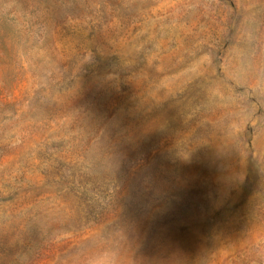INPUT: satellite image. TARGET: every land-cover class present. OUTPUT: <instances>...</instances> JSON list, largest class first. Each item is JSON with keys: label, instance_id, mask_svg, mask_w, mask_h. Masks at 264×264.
Masks as SVG:
<instances>
[{"label": "rangeland", "instance_id": "obj_1", "mask_svg": "<svg viewBox=\"0 0 264 264\" xmlns=\"http://www.w3.org/2000/svg\"><path fill=\"white\" fill-rule=\"evenodd\" d=\"M0 264H264V0H0Z\"/></svg>", "mask_w": 264, "mask_h": 264}]
</instances>
